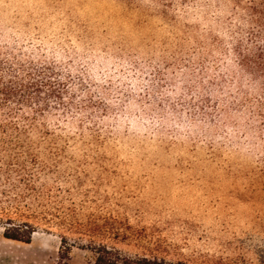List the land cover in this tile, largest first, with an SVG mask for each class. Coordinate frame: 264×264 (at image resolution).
Returning <instances> with one entry per match:
<instances>
[{
    "label": "rangeland",
    "instance_id": "rangeland-1",
    "mask_svg": "<svg viewBox=\"0 0 264 264\" xmlns=\"http://www.w3.org/2000/svg\"><path fill=\"white\" fill-rule=\"evenodd\" d=\"M260 1L0 0V167L31 168L0 171V208L37 228L0 221V264H94L100 243L264 264L260 93L235 52Z\"/></svg>",
    "mask_w": 264,
    "mask_h": 264
},
{
    "label": "trees",
    "instance_id": "trees-1",
    "mask_svg": "<svg viewBox=\"0 0 264 264\" xmlns=\"http://www.w3.org/2000/svg\"><path fill=\"white\" fill-rule=\"evenodd\" d=\"M250 9L253 12V32L250 34V43L248 45L244 46L241 42L237 44L235 48L236 64L242 74V78L248 80L257 89L256 91L260 93V96L252 98L249 104L255 110L260 129L262 130L264 129V0L252 3ZM2 79V76H0V96L3 97L4 102H7L14 97V91L12 87L2 84ZM16 85L22 88L20 83L17 82ZM30 159L34 166L37 165L35 156L30 157ZM41 169L44 170L45 168L41 167ZM30 170L31 168L28 167L26 162L19 158L1 162L0 167V171L6 173L8 178L12 176V173L29 172ZM19 198L25 199L26 196H19ZM9 215L6 208H0V221L6 219L3 226L4 237L13 241L30 243L37 229L35 224L19 218H11ZM22 217H24L23 214ZM62 241L66 243L67 238L63 236ZM92 251L95 255L94 264H190L184 261L170 262L153 255L125 256L116 248L102 243L93 244Z\"/></svg>",
    "mask_w": 264,
    "mask_h": 264
}]
</instances>
